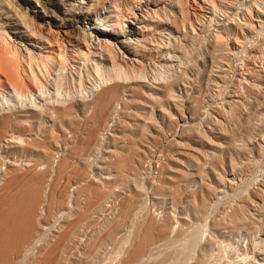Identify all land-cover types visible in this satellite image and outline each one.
Wrapping results in <instances>:
<instances>
[{"label":"rangeland","instance_id":"1","mask_svg":"<svg viewBox=\"0 0 264 264\" xmlns=\"http://www.w3.org/2000/svg\"><path fill=\"white\" fill-rule=\"evenodd\" d=\"M82 5L52 3L55 14L39 20L53 48L37 55L58 58L55 40L63 41L72 95L55 112L0 109V124L11 113L12 128L26 140L23 153L0 125V264H170L174 249L166 238L179 233L200 236L195 256L182 264L203 255L206 264H264V0ZM119 10L128 15L124 24L133 11L140 18L127 57L75 40L70 26L93 25L96 15L101 28L115 32ZM98 66L125 71L128 79L89 88ZM35 72L44 82L45 67ZM45 153L51 174L38 207L43 238L11 260L5 246L24 223L35 178L27 168L39 156L43 169ZM53 192L78 198L75 208L68 204L76 214L60 230L45 219ZM73 220L77 236L68 242Z\"/></svg>","mask_w":264,"mask_h":264},{"label":"bare ground","instance_id":"2","mask_svg":"<svg viewBox=\"0 0 264 264\" xmlns=\"http://www.w3.org/2000/svg\"><path fill=\"white\" fill-rule=\"evenodd\" d=\"M52 3H56L60 8L71 7L81 9L84 0H0V109L35 106L38 107L41 112L50 110L55 112L58 109L59 103L63 104V102L72 95V90L67 88L69 78L67 79L63 73L66 67V58L61 53L63 49L61 45H64L63 41L58 39L55 40V44L59 49L58 58H54L50 53H47V57H40L37 55L38 52L42 54L45 49L50 51V49L53 48L50 38L40 28L42 23L39 21L44 19L43 17L46 13L54 12L55 14V9L50 7ZM115 16L123 22H119L118 20L115 21V32H107V29L101 28L104 24L101 23L102 18H100V15H96L95 18L93 17L95 19L93 25L87 23L82 24L80 21H75V24L70 26L74 31L75 40L78 43L82 41L89 44L94 43L101 48L103 47L111 55H115L116 53H121L125 56L128 55L130 51L126 50L125 47L126 45H132L134 41L138 40L139 36L135 24L140 22V18L133 11L129 13V16L133 17L134 22L131 21L130 23L124 24L125 17L128 15H126L123 10H119ZM63 18L64 17H61V19ZM46 61L50 62L49 65L46 64ZM41 65L45 67L44 82L41 81L35 72V67ZM98 67V80H92L93 82L89 88L93 89L101 84L112 82L114 79H128L125 71L116 72V70L111 69L107 72H105V70L102 72L101 67ZM161 78H164V76L162 75ZM71 79L74 81L76 77L72 76ZM48 84L53 85V90L49 89ZM40 96L43 97V99H41L42 103H40ZM38 99L39 101H37ZM64 108H68V106H64ZM12 121V114H7L1 120V128H4L6 132H11V138H16L22 143L20 149L25 153L26 146L23 145V143H26V140L24 139V135L16 128H12ZM9 127H11V130ZM45 156L44 162L46 165L43 169H37L40 159L39 156L35 161H32L27 168V170L35 174V178L32 180V187L27 198L24 200V205L27 209L24 223L5 246L7 251V253H4L5 257H10L11 260L22 256L27 249H34L36 244L43 238L41 234L38 233L39 230L37 227L39 222L38 207L44 201L42 190L45 187L44 183L47 181V177L51 174V162L47 159L49 153H45ZM4 158L5 157H3L2 160L0 159V165L4 164L2 162ZM61 172L62 167L59 165L57 171L58 178L50 183L52 191H54L60 181L59 176H61ZM77 189L79 191L76 192L79 194L80 189ZM69 197L67 193L58 197L55 196L53 192L50 202L47 204L45 219H47V222L50 220L57 221L58 224L55 228L58 230L63 227V222L65 220L76 214L75 209L70 210L68 204L73 201L74 204H72L71 207L75 208L78 198L74 196L76 197L75 200L70 201ZM137 214L139 213L137 212ZM136 217L137 216H135V218ZM60 218L62 220H60ZM73 222L74 220L68 222V224H71L67 237L68 242L72 241V239L77 236V228H74L75 226L72 225ZM54 236L55 234L52 233L50 238ZM199 237L197 238L194 233L188 237H182L181 233L173 238L167 237V246L174 249L167 253V259H172L170 264H182L186 256L188 260L191 257L190 255L194 254L190 252L198 243ZM197 245H199V243ZM4 254H2V256ZM207 262V256L203 255L197 264H206Z\"/></svg>","mask_w":264,"mask_h":264}]
</instances>
